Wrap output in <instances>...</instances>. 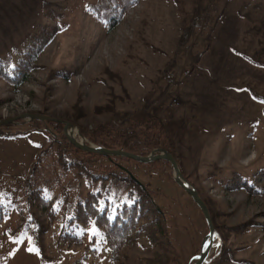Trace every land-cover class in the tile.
<instances>
[{"label":"rangeland","instance_id":"1","mask_svg":"<svg viewBox=\"0 0 264 264\" xmlns=\"http://www.w3.org/2000/svg\"><path fill=\"white\" fill-rule=\"evenodd\" d=\"M102 1L0 0V61L9 69L29 47L44 45L26 82L0 79V119L38 111L71 121L73 133L96 144L84 129L168 87L153 111L210 209L215 244L204 264H264V0H136L111 28L94 16ZM189 27L192 36L179 44ZM33 120L0 126V207L10 214L0 225V264H145L160 247L146 234L113 256L99 251L98 230V244L89 245L96 251L88 240L60 239L89 191L117 204L127 185L61 167L60 151L75 158L64 125ZM119 161L157 193L169 217L171 264L194 263L209 224L171 163ZM94 162L102 169L107 159ZM33 190L51 200L53 220Z\"/></svg>","mask_w":264,"mask_h":264},{"label":"trees","instance_id":"2","mask_svg":"<svg viewBox=\"0 0 264 264\" xmlns=\"http://www.w3.org/2000/svg\"><path fill=\"white\" fill-rule=\"evenodd\" d=\"M135 1L104 0L101 3V9L94 16L107 28H111ZM190 36H192L191 27L183 33L179 44H182ZM43 47L42 44L29 47L21 53L18 64L9 67V69L0 61V79L14 87L26 82ZM167 90L168 87L162 91L159 98L149 99L141 106L125 113H115L108 121L99 124L97 127L84 129V134L90 141L108 149H122L146 156L154 149L162 148L174 154L175 146L170 131L162 118L153 111V107L162 101ZM33 122L41 123L44 120L34 119ZM45 122L61 127V123L57 121L46 120ZM62 136L68 146L69 153L75 158L68 159L60 151L58 163L61 167L76 168L79 172L92 177L93 180H118L126 183L127 189L125 190V198L117 204L116 200L111 201L101 191H89L85 198L76 204L73 216L66 221L60 239L65 242L88 240L86 247L91 249L90 251H96L98 249L89 247V245L97 243L95 235L91 231L95 229L100 233L99 251L107 248L113 256L117 255L125 244L146 234L154 247L157 246L156 243L160 247H156L152 257H149L145 264H171L172 258L168 247L170 239L169 217L165 210L158 207L157 193L142 183L136 175L133 176L130 169L120 163L119 160L140 161L129 157L105 156L88 152L73 145L67 136ZM97 158L107 159L105 164H101L102 169L94 165ZM161 160L164 159L145 164H155ZM230 187L238 189L241 185L234 183ZM38 190L40 189L38 188ZM38 190L36 192L33 190L36 195L41 193L38 195L37 204L41 205L47 213H52L50 216L53 220V215L56 213L51 210V200ZM9 215V211L0 207V225ZM77 229H81L82 232L77 233ZM159 239L161 241L157 242Z\"/></svg>","mask_w":264,"mask_h":264},{"label":"water","instance_id":"3","mask_svg":"<svg viewBox=\"0 0 264 264\" xmlns=\"http://www.w3.org/2000/svg\"><path fill=\"white\" fill-rule=\"evenodd\" d=\"M21 118H27V119H38V120H44V121H57L61 122L64 125V133L67 136L68 140L75 145L76 147L88 151V152H95L101 155L105 156H123V157H129L132 158L136 161H140L143 163H150L156 160L160 159H165L168 160L173 169H174V179L176 182L182 186L192 197V199L196 202V204L200 207L202 210L208 224H209V235H208V241L207 243L203 246L200 255L198 256V259L192 263V264H204L207 262L208 257L210 255V251L212 250V247L214 246L215 242V233H216V228L213 223V219L211 216L210 209L208 208L205 200L202 198L198 190L188 182V180L183 176L180 166L178 164V161L175 157V155L167 150L164 149H155L153 150L149 155L143 156L139 155L133 152L125 151L122 149H108L101 147L96 144H91V143H86L84 141H79L78 139L71 137L70 134L67 132L66 127L68 125H73V123L69 120L62 119L59 117L47 115L38 111H27L18 115L10 116V117H5L0 119V126L9 124V123H15Z\"/></svg>","mask_w":264,"mask_h":264},{"label":"bare ground","instance_id":"4","mask_svg":"<svg viewBox=\"0 0 264 264\" xmlns=\"http://www.w3.org/2000/svg\"><path fill=\"white\" fill-rule=\"evenodd\" d=\"M73 129H74V126L73 125H68L66 127V130L70 134L71 137H74V138L78 139L79 141H84V137L83 136H80V134L78 133L77 129H76L77 132H74V133H73ZM211 251H210V253H211Z\"/></svg>","mask_w":264,"mask_h":264},{"label":"snow or ice","instance_id":"5","mask_svg":"<svg viewBox=\"0 0 264 264\" xmlns=\"http://www.w3.org/2000/svg\"><path fill=\"white\" fill-rule=\"evenodd\" d=\"M92 231L95 232V229H93ZM17 242H19V240H18ZM29 242L31 243L30 240H29ZM29 250H30V251H33V250H35V249H33V248H29Z\"/></svg>","mask_w":264,"mask_h":264},{"label":"built area","instance_id":"6","mask_svg":"<svg viewBox=\"0 0 264 264\" xmlns=\"http://www.w3.org/2000/svg\"><path fill=\"white\" fill-rule=\"evenodd\" d=\"M174 103H176V104H177V103H178V100H177V99H174Z\"/></svg>","mask_w":264,"mask_h":264}]
</instances>
